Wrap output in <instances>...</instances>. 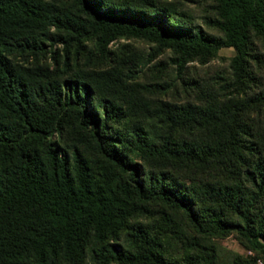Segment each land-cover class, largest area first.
I'll use <instances>...</instances> for the list:
<instances>
[{
	"label": "trees",
	"instance_id": "trees-1",
	"mask_svg": "<svg viewBox=\"0 0 264 264\" xmlns=\"http://www.w3.org/2000/svg\"><path fill=\"white\" fill-rule=\"evenodd\" d=\"M194 1L0 0V264L264 255V0Z\"/></svg>",
	"mask_w": 264,
	"mask_h": 264
},
{
	"label": "rangeland",
	"instance_id": "rangeland-1",
	"mask_svg": "<svg viewBox=\"0 0 264 264\" xmlns=\"http://www.w3.org/2000/svg\"><path fill=\"white\" fill-rule=\"evenodd\" d=\"M187 3V5L191 7H195L197 5L194 0H183ZM194 1V2H193ZM197 11L199 12L201 6H196ZM124 43H130L137 47L140 51L146 50L147 55L149 51H153L150 47V43L146 40L139 39V38H121L117 39L112 42L111 46L113 48H117L122 46ZM131 45V46H132ZM234 50L232 47H222L218 50V56L212 59L211 61L207 62L206 64H201L197 60H193L187 62L188 68L192 71L194 75H204L205 73L212 71L214 68L222 67L227 63V57L232 55ZM173 53L170 49L164 50L161 53L156 54L157 59H161L165 63V69L162 74L166 75L168 79H172L176 81V77H178V68L175 63V59L173 58ZM19 59L22 60L21 57ZM26 61L25 59H23ZM27 60H32L31 57H28ZM213 241L216 243L217 247L219 248V253L223 258H230L231 253H237L241 256L234 264H238L240 260L244 258H250L254 256L255 252L251 249L247 248L239 239V236L235 232H231L225 236L213 237ZM253 264H264V255L255 256L252 261ZM240 264V263H239Z\"/></svg>",
	"mask_w": 264,
	"mask_h": 264
}]
</instances>
